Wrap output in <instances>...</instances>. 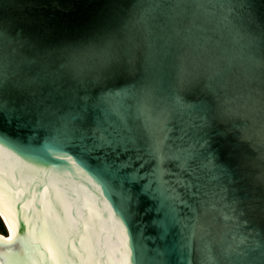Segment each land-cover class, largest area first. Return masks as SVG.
<instances>
[{
  "label": "water",
  "instance_id": "obj_1",
  "mask_svg": "<svg viewBox=\"0 0 264 264\" xmlns=\"http://www.w3.org/2000/svg\"><path fill=\"white\" fill-rule=\"evenodd\" d=\"M0 264H264V0H0Z\"/></svg>",
  "mask_w": 264,
  "mask_h": 264
},
{
  "label": "rangeland",
  "instance_id": "obj_2",
  "mask_svg": "<svg viewBox=\"0 0 264 264\" xmlns=\"http://www.w3.org/2000/svg\"><path fill=\"white\" fill-rule=\"evenodd\" d=\"M0 233L3 234L4 236L7 235V228L4 225V222L2 221L1 217H0Z\"/></svg>",
  "mask_w": 264,
  "mask_h": 264
},
{
  "label": "bare ground",
  "instance_id": "obj_3",
  "mask_svg": "<svg viewBox=\"0 0 264 264\" xmlns=\"http://www.w3.org/2000/svg\"><path fill=\"white\" fill-rule=\"evenodd\" d=\"M0 217H1L2 221L4 222V225H5L6 228H7V225H6L5 221H4V219H3L2 215H1V213H0ZM0 237H2V238H4V239H8V238H9L8 228H7V235L4 236L3 234L0 233Z\"/></svg>",
  "mask_w": 264,
  "mask_h": 264
}]
</instances>
